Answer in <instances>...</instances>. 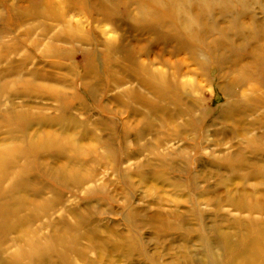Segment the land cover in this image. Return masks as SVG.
I'll use <instances>...</instances> for the list:
<instances>
[{
	"label": "rangeland",
	"instance_id": "374dc122",
	"mask_svg": "<svg viewBox=\"0 0 264 264\" xmlns=\"http://www.w3.org/2000/svg\"><path fill=\"white\" fill-rule=\"evenodd\" d=\"M0 264H264V0H0Z\"/></svg>",
	"mask_w": 264,
	"mask_h": 264
}]
</instances>
